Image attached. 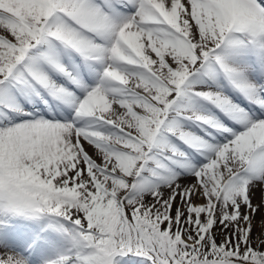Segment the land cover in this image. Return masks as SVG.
Instances as JSON below:
<instances>
[{
  "label": "snow or ice",
  "instance_id": "6c2138e0",
  "mask_svg": "<svg viewBox=\"0 0 264 264\" xmlns=\"http://www.w3.org/2000/svg\"><path fill=\"white\" fill-rule=\"evenodd\" d=\"M9 214L47 264H264V0H0Z\"/></svg>",
  "mask_w": 264,
  "mask_h": 264
},
{
  "label": "bare ground",
  "instance_id": "6f19581e",
  "mask_svg": "<svg viewBox=\"0 0 264 264\" xmlns=\"http://www.w3.org/2000/svg\"><path fill=\"white\" fill-rule=\"evenodd\" d=\"M91 151V149H89ZM253 203L261 200L259 189L252 192ZM259 217L256 218L258 220ZM259 228L253 232V239ZM63 235L50 226L48 216L33 218L26 215L0 216V244H7L28 257V264H47V261L66 245ZM114 264H151L134 253L115 257Z\"/></svg>",
  "mask_w": 264,
  "mask_h": 264
},
{
  "label": "clouds",
  "instance_id": "9594fccd",
  "mask_svg": "<svg viewBox=\"0 0 264 264\" xmlns=\"http://www.w3.org/2000/svg\"><path fill=\"white\" fill-rule=\"evenodd\" d=\"M21 264H25V262H24V261H22V262H21Z\"/></svg>",
  "mask_w": 264,
  "mask_h": 264
},
{
  "label": "rangeland",
  "instance_id": "374dc122",
  "mask_svg": "<svg viewBox=\"0 0 264 264\" xmlns=\"http://www.w3.org/2000/svg\"><path fill=\"white\" fill-rule=\"evenodd\" d=\"M150 262V261H149Z\"/></svg>",
  "mask_w": 264,
  "mask_h": 264
}]
</instances>
